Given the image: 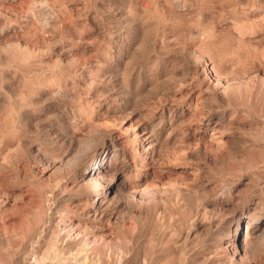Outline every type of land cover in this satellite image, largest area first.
Returning <instances> with one entry per match:
<instances>
[{
	"label": "rangeland",
	"instance_id": "374dc122",
	"mask_svg": "<svg viewBox=\"0 0 264 264\" xmlns=\"http://www.w3.org/2000/svg\"><path fill=\"white\" fill-rule=\"evenodd\" d=\"M204 61L207 82L196 67ZM191 92L198 99L197 110L187 119H198L210 106L227 119L224 136L238 142L239 153L223 157L207 140L186 144L181 135L162 141L152 177L140 189L169 194L173 203L174 193L187 186L231 184L242 176L264 184V0H0V146L14 150L26 139L34 154L58 161L64 149L58 138L62 131L86 129L98 138L99 129L120 137L132 161H138L143 154L135 152L131 133L147 119L160 117L164 108L189 102ZM197 143L212 156L211 162L187 156ZM20 154L22 166L9 168L19 174L9 180L23 186L25 200L1 218L5 237L0 264H67L77 247L60 235L62 227H51L34 247L26 244L27 214L32 204L37 210L44 207L42 192L60 184L74 160L43 183L25 171L38 166L37 160L24 150ZM190 161L201 164L202 172L185 168ZM145 172L131 175L130 181L143 183ZM152 204L161 206L159 199ZM167 206L178 216L176 205ZM67 208L60 203L57 211L64 214ZM131 221L113 224L115 241L106 244V259L122 254L118 238L135 230ZM160 234H154L157 241ZM145 240L141 260L146 255L154 264L171 263L159 246L157 252Z\"/></svg>",
	"mask_w": 264,
	"mask_h": 264
},
{
	"label": "bare ground",
	"instance_id": "6f19581e",
	"mask_svg": "<svg viewBox=\"0 0 264 264\" xmlns=\"http://www.w3.org/2000/svg\"><path fill=\"white\" fill-rule=\"evenodd\" d=\"M196 67L204 77V82L209 81L208 64L204 61L202 65L197 64ZM221 91L223 90H220V94ZM187 96L190 98L189 102H176L164 108L160 117L147 119L142 128L131 131L130 137L135 152L143 154L138 161H132L131 153L122 146L120 137L113 132H101L99 129L98 138L96 136L93 138V133L86 129L62 131L58 138L63 141L64 149L58 161H51L41 153L34 154L26 139H21L14 150H11L8 144L1 145L0 221L8 210L17 208V204L23 201L25 189H22L23 186L19 188L14 185V182L12 184V178L9 180L10 176L19 171L9 168L15 163L22 166L24 158L22 156L23 159H20L22 155L20 151L24 150L39 164L29 165L28 170H25L28 171V178L39 182L41 180L43 183L50 182L49 176L63 172L61 167H66L64 165L66 161L74 160V165L69 167L60 184L56 187L48 186L47 189L46 184L44 185L46 190L41 194L45 202L44 207L37 210L32 204L27 214L29 234L26 235V244L34 247L45 240L51 227H62L60 235L70 246L77 247V253L66 259L67 264H87L89 259L93 261L92 264H154L146 255L145 258L142 257L143 260L139 258L144 236L147 246L156 250L159 246L163 256L165 254L164 259L168 258L170 264H264V184L261 179L242 176L231 184L216 181L214 184L187 186L188 188L173 192L175 195L173 203L172 199L168 198L169 194L140 189L141 186L147 185L152 177V171L157 166V151L162 141L172 142L181 135L185 143L207 140L212 147L222 151L223 157L239 153L238 149L235 150V146H239L238 142L226 141L224 136L223 130L227 125V119L210 106H206L208 112L203 113L198 119L194 121L187 119L197 110L198 103L194 92ZM23 122L25 123L24 120ZM230 136L232 140L237 138ZM187 156L191 160H212V156L203 152L198 143L197 149L190 151ZM200 165L190 161L186 163L185 168L202 172L204 168ZM144 172L143 183L130 181L131 175L140 176ZM37 195L36 198H39ZM157 199L160 200L161 206L154 207L152 203ZM60 203L68 204L64 214L57 211ZM174 203L178 207V216L177 212L170 213L167 206L173 204L170 207L173 208ZM167 211L170 220L168 227L165 225L164 216ZM131 220L136 222L135 230H132V233L118 234L123 255L120 253V256H115L113 261L109 260V256L106 259V244L115 237L112 232L113 224ZM173 221L178 223L177 227L175 225L173 227ZM3 227L0 228V243L5 237L2 234L5 232ZM157 232L161 233L158 241L154 237Z\"/></svg>",
	"mask_w": 264,
	"mask_h": 264
}]
</instances>
